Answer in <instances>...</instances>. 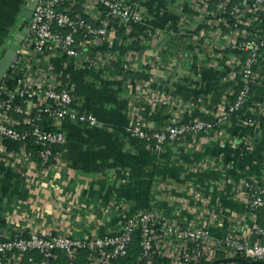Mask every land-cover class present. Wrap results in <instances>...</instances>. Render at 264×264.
Masks as SVG:
<instances>
[{
    "label": "crops",
    "instance_id": "obj_1",
    "mask_svg": "<svg viewBox=\"0 0 264 264\" xmlns=\"http://www.w3.org/2000/svg\"><path fill=\"white\" fill-rule=\"evenodd\" d=\"M22 1L0 0V12L9 8L0 18V56ZM130 1L144 7L142 20L111 23L106 40L89 47L106 51L111 67L80 65L54 50L42 55L58 87L69 88L75 108L91 113L96 124L60 120L57 128L65 131L66 142L54 149L57 160L47 169L30 163L38 159L29 149L28 160L23 154L17 161L0 158L1 237L112 234L144 210L182 227L204 225L211 238L231 231L250 238L256 223L263 224L264 216L247 212L241 184L260 173L264 158V111L256 110L264 104V48L244 107L209 133L183 135L156 151L124 130L133 111L154 129L167 126L171 116L215 117L239 90L240 56L227 42L233 18L219 11L218 0ZM261 24L259 14L247 28ZM17 70L19 76L26 72L24 65ZM253 113L259 116L252 118ZM156 245L157 257L166 259L160 264L169 263V251ZM61 255L56 252V264H65ZM24 257L19 264L41 259L37 252Z\"/></svg>",
    "mask_w": 264,
    "mask_h": 264
},
{
    "label": "built area",
    "instance_id": "obj_2",
    "mask_svg": "<svg viewBox=\"0 0 264 264\" xmlns=\"http://www.w3.org/2000/svg\"><path fill=\"white\" fill-rule=\"evenodd\" d=\"M217 5L220 12L228 11L233 18V32L227 42L241 59L237 61L239 90L233 101L221 103L219 113L211 119L179 121L171 116L167 126L154 129L134 110L124 130L156 151L183 135L212 131L247 104L257 83L256 67L264 48V24L254 29L247 26L257 15H264V0H218ZM145 13L141 4L130 0L35 1L18 56L8 71L13 73L19 65H24L26 72L14 78L13 87L4 82L8 73L0 83L1 159L17 161L19 154H23L25 160L30 159L27 145L31 143L36 147L38 160H30V163L47 169L57 160L54 149L66 142L65 131L57 128L60 120L88 126L96 124L91 113L75 108V97L69 88L58 87L52 66L42 64V55L54 50L80 65L111 67L112 59L107 52L92 50L93 46L106 40L111 23L128 25L142 20ZM257 105L258 112L264 111L262 102ZM256 110L249 107L251 112ZM249 142L245 143L248 149L251 148ZM263 176L264 158L260 173L241 184L242 201L252 216H256L259 209L264 210V181L260 180ZM136 232L145 264H153L154 256L160 254L156 241L169 251L166 255L170 262L161 264H202L209 255L217 253L225 257L264 260V222L256 223L250 238L234 231L221 238H211L204 225L182 227L154 210H144L126 219L122 229L112 234L73 237L60 232L0 236V264H19L30 252L41 256L40 261L33 264H49L56 258L57 251L73 258L80 250L87 252L88 264H111L113 259L128 255Z\"/></svg>",
    "mask_w": 264,
    "mask_h": 264
},
{
    "label": "trees",
    "instance_id": "obj_3",
    "mask_svg": "<svg viewBox=\"0 0 264 264\" xmlns=\"http://www.w3.org/2000/svg\"><path fill=\"white\" fill-rule=\"evenodd\" d=\"M18 76H19V72L16 69L13 73H11V72L8 73V77L5 78L4 82L9 87H13L14 86V78L18 77ZM231 101H232V99H231ZM251 116H252V118H257L259 115L257 113H253ZM27 149H29L32 152L34 159L37 160L38 155H37L36 147L34 145H32L31 143H28ZM258 215H259V219L263 218L264 210L259 209ZM139 241H140L139 233L136 232L132 236V242H131L130 247H129L128 255L125 257H117V258L113 259L111 261V264H145V259L141 257V249H140ZM61 253H63V252H61ZM27 256L24 257L23 261L28 260ZM61 257L64 259L65 264H88L87 252L85 250L78 251L74 255L73 258L68 257L65 253H63V255H61ZM223 257H225V256L222 253H217L215 258H223ZM55 260H56V258L51 260L49 262V264H56ZM37 261H39V259H37ZM162 261L166 262V259H161L157 256H154V258H153V264H160V262H162ZM29 262H31V261H29ZM210 262L211 261H204L202 264H209Z\"/></svg>",
    "mask_w": 264,
    "mask_h": 264
},
{
    "label": "water",
    "instance_id": "obj_4",
    "mask_svg": "<svg viewBox=\"0 0 264 264\" xmlns=\"http://www.w3.org/2000/svg\"><path fill=\"white\" fill-rule=\"evenodd\" d=\"M26 31L27 28L24 27L22 31H19L17 34L11 36L6 42L4 52L0 56V83L7 75L9 69L18 56V51L20 50ZM230 262H238L241 264H264V260H248L240 256L215 258L209 264H223Z\"/></svg>",
    "mask_w": 264,
    "mask_h": 264
},
{
    "label": "flooded vegetation",
    "instance_id": "obj_5",
    "mask_svg": "<svg viewBox=\"0 0 264 264\" xmlns=\"http://www.w3.org/2000/svg\"><path fill=\"white\" fill-rule=\"evenodd\" d=\"M35 1L36 0H23L21 2V5H19L20 10L12 19V25L10 27L11 33L9 34V38L14 34H17L19 31H22L24 27H28Z\"/></svg>",
    "mask_w": 264,
    "mask_h": 264
},
{
    "label": "rangeland",
    "instance_id": "obj_6",
    "mask_svg": "<svg viewBox=\"0 0 264 264\" xmlns=\"http://www.w3.org/2000/svg\"><path fill=\"white\" fill-rule=\"evenodd\" d=\"M6 11H7V13H6ZM6 11L3 10L2 12H0V18H3L5 15L8 14L9 8H7Z\"/></svg>",
    "mask_w": 264,
    "mask_h": 264
}]
</instances>
